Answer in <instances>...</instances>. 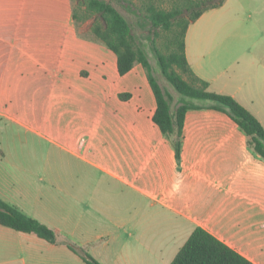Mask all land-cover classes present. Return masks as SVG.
I'll return each instance as SVG.
<instances>
[{
  "label": "crops",
  "instance_id": "1",
  "mask_svg": "<svg viewBox=\"0 0 264 264\" xmlns=\"http://www.w3.org/2000/svg\"><path fill=\"white\" fill-rule=\"evenodd\" d=\"M73 7L0 0V198L58 236L0 224V264H85L68 243L101 264H170L197 227L264 264V158L247 134L223 111L191 109L177 159L143 65L120 74ZM186 52L264 126V0L207 10Z\"/></svg>",
  "mask_w": 264,
  "mask_h": 264
},
{
  "label": "trees",
  "instance_id": "2",
  "mask_svg": "<svg viewBox=\"0 0 264 264\" xmlns=\"http://www.w3.org/2000/svg\"><path fill=\"white\" fill-rule=\"evenodd\" d=\"M73 17L78 26L93 18L89 31L118 58V69L124 75L137 63L145 68L157 99L154 121L173 142L177 159L181 158L186 114L191 109L214 108L227 113L248 136V145L264 158V126L236 98L210 89V83L199 77L187 58L186 35L189 26L207 10L222 6L225 0H138L142 19L155 36L164 38L158 45L154 38L152 52L163 76L178 93L175 97L164 89L154 74L148 46L138 42L129 19L110 0H73ZM128 1V0H127ZM132 1L133 0H129ZM128 98L129 94L121 95ZM0 224L14 230L35 233L50 243L58 241L48 225L28 216L0 198ZM68 246L81 255L85 264H101L85 249ZM170 264H255L202 227L194 229Z\"/></svg>",
  "mask_w": 264,
  "mask_h": 264
},
{
  "label": "rangeland",
  "instance_id": "3",
  "mask_svg": "<svg viewBox=\"0 0 264 264\" xmlns=\"http://www.w3.org/2000/svg\"><path fill=\"white\" fill-rule=\"evenodd\" d=\"M110 1L129 19L138 42L141 43L142 46L144 45L148 46L149 51H150L149 57H150L151 63L154 65V68H155L154 74L157 77L160 84L162 85V87L174 95L175 97L174 104L176 105L177 99H178V93L175 91L172 85L168 82V80L161 73L156 57L154 56L151 50L153 46L154 38L156 39L158 45H162L164 38L155 36V33L150 30V25L147 24L142 19V13L139 10L140 2L138 0H133V2L129 0L128 1L127 0H110ZM92 22H93V18L81 25L83 33L91 37L93 36L89 31V27L92 24Z\"/></svg>",
  "mask_w": 264,
  "mask_h": 264
}]
</instances>
